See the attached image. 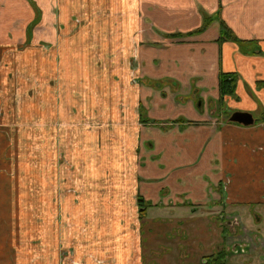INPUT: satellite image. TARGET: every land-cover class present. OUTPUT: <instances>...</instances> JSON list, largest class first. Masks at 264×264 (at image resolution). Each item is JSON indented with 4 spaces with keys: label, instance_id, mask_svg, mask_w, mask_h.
Segmentation results:
<instances>
[{
    "label": "crops",
    "instance_id": "crops-1",
    "mask_svg": "<svg viewBox=\"0 0 264 264\" xmlns=\"http://www.w3.org/2000/svg\"><path fill=\"white\" fill-rule=\"evenodd\" d=\"M259 81L264 0H0V264H264Z\"/></svg>",
    "mask_w": 264,
    "mask_h": 264
},
{
    "label": "trees",
    "instance_id": "trees-1",
    "mask_svg": "<svg viewBox=\"0 0 264 264\" xmlns=\"http://www.w3.org/2000/svg\"><path fill=\"white\" fill-rule=\"evenodd\" d=\"M212 17H205V21L203 26L199 28L197 31L200 32L208 27L210 24V20ZM221 40L229 39L236 42L242 49V51L249 53L246 47L249 45V42L244 41L236 37V35L232 32L230 27L225 22H221ZM239 75L237 72H226L222 69L219 73V98L216 100L217 106L220 109H224L227 113H231L230 109H228L226 105V97L231 96L233 98H238L236 93L237 84L239 81ZM264 81L258 82V87H263ZM189 122V121H187ZM141 202V198L139 199ZM144 206V205H143ZM146 206V205H145ZM230 255V251L226 248H220L209 255L203 257L202 264H228V257Z\"/></svg>",
    "mask_w": 264,
    "mask_h": 264
},
{
    "label": "water",
    "instance_id": "water-1",
    "mask_svg": "<svg viewBox=\"0 0 264 264\" xmlns=\"http://www.w3.org/2000/svg\"><path fill=\"white\" fill-rule=\"evenodd\" d=\"M231 121L242 123L245 125L252 124L254 119L249 112L236 111L231 115Z\"/></svg>",
    "mask_w": 264,
    "mask_h": 264
},
{
    "label": "flooded vegetation",
    "instance_id": "flooded-vegetation-1",
    "mask_svg": "<svg viewBox=\"0 0 264 264\" xmlns=\"http://www.w3.org/2000/svg\"><path fill=\"white\" fill-rule=\"evenodd\" d=\"M227 118H231V115H229ZM231 120V119H230ZM223 187H224V189H226L227 188V183H225L224 185H223ZM227 249V248H226ZM230 251V250H229ZM230 256V255H229ZM202 261H203V259H202ZM228 264H229V257H228Z\"/></svg>",
    "mask_w": 264,
    "mask_h": 264
},
{
    "label": "rangeland",
    "instance_id": "rangeland-1",
    "mask_svg": "<svg viewBox=\"0 0 264 264\" xmlns=\"http://www.w3.org/2000/svg\"><path fill=\"white\" fill-rule=\"evenodd\" d=\"M29 36H28V39H29ZM141 220H142V223L144 224V222H145V216H143Z\"/></svg>",
    "mask_w": 264,
    "mask_h": 264
}]
</instances>
